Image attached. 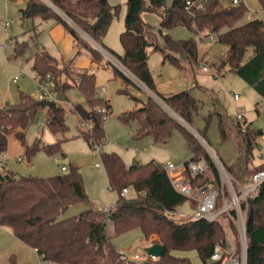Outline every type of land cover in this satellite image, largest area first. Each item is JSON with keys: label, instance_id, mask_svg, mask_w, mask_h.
<instances>
[{"label": "trees", "instance_id": "obj_1", "mask_svg": "<svg viewBox=\"0 0 264 264\" xmlns=\"http://www.w3.org/2000/svg\"><path fill=\"white\" fill-rule=\"evenodd\" d=\"M25 1L26 6L22 9L24 19L54 18L73 36L78 53L85 50L95 62L106 59L94 44L84 41L74 23L108 49L190 125H193L202 101L188 90L168 95L157 91L148 63L150 48L162 54L163 62H170L180 69H186V63L194 68L202 62L198 41L214 34L218 42L227 46V51L214 66L237 73L264 96V18L253 17L239 24L248 12L243 1L235 4L233 0L228 3L226 0H171L170 3L169 0H127L125 28L119 36L121 53L110 49L103 41L120 12V5H113L109 0H49L53 7L44 0ZM259 2L264 11V0ZM162 6H166V12L160 13L159 32L183 26L190 33L188 38L176 39L166 33L163 34L164 42H160L157 31L143 19L142 14L146 10L158 11ZM34 28L37 35V26ZM26 48L27 42L17 41L9 58L24 55ZM30 59L35 77L43 80L49 74L54 82L53 90L59 96L72 87L69 78L76 80L75 86L86 102L75 103L73 111L79 116V122L92 123V128L81 130V134L91 147L103 144L106 139L105 122L112 110L110 101L98 95L96 74L89 69L74 68L70 61L57 58L44 47L38 46ZM119 74L123 83L135 84L125 72L119 71ZM120 91L128 93L125 89ZM134 99L140 101L136 97ZM104 107L106 112L100 110ZM40 109H45L51 131L63 138L52 143L36 138L33 144L27 145L26 129ZM119 117L125 124L136 122L134 136L138 140L151 136L156 143H167L173 130L178 128L185 136L187 148L193 153L192 158L206 157L210 161L192 132L150 95L142 106L125 111ZM237 123L239 128L241 124ZM219 126L221 135L225 137L222 120ZM68 130L66 105L41 100L21 91L17 104L0 108V157L8 150L11 133L25 145L28 159L40 150L64 154L62 143ZM200 133L204 134L203 131ZM259 133L261 130L252 129L243 133L248 154L252 152L254 139ZM101 159L108 183L118 193L116 208L110 215L111 225L105 220L104 209L88 208L79 214L59 218L71 205L89 199L83 174L75 165L49 176L23 175L0 168V224L34 248L47 264H193L189 257L175 254V250H196L203 264H209L214 246L225 238L226 229L218 222L176 217L178 206L189 200L194 208L195 202L175 189L161 162L152 159L127 165L116 152H104ZM210 164L213 168L211 161ZM228 168L233 172L232 167ZM262 168L264 163L253 168L252 172ZM213 172L218 177L216 170ZM130 187L136 195L124 196L123 188ZM249 208L248 264H264V182L250 198ZM133 229H139L145 240L163 245L164 252L158 259L138 263L123 257V251L112 237ZM11 264H17L14 256Z\"/></svg>", "mask_w": 264, "mask_h": 264}, {"label": "rangeland", "instance_id": "obj_2", "mask_svg": "<svg viewBox=\"0 0 264 264\" xmlns=\"http://www.w3.org/2000/svg\"><path fill=\"white\" fill-rule=\"evenodd\" d=\"M242 1L247 6L248 12L239 24L253 17L264 18V11L259 0ZM109 2L113 5H120V12L113 19L103 41L110 49L121 53L122 44L119 36L125 28L127 0H109ZM228 2L229 0H226V3ZM25 6V0H0V19H6L10 23L6 29L0 23V108L17 104L21 91L35 98L39 97L41 87L31 69L32 60L30 57L40 44H44L59 59L63 56L74 58L78 54L76 49L68 48L64 42L54 41L46 25L47 20L24 19L22 9ZM142 17L155 28L161 43L164 42L163 34L166 33L176 39H185L190 36L189 31L183 26H176L172 30L164 29L160 33L158 30L160 11L146 10ZM35 25L37 26V35ZM80 33L84 41L92 44L91 38H88L83 32ZM17 41L27 42L26 51L22 56L9 58ZM198 44L202 62L194 68L186 63V69H180L170 62H163V56L159 51L149 49L148 63L157 91L168 95L188 90L194 97L202 101L198 113L194 116L192 127L196 131L204 132L201 134L223 162L232 167L233 172L239 175L241 181L248 184L252 179V169L264 163V158L258 156L256 147V143L261 142L264 136V96L260 95L237 73L227 68L220 70L214 66L219 57L227 51V46L218 42L216 35L203 37L198 41ZM86 57L87 55L82 53L78 55L77 60L82 61ZM204 66H207L209 70L205 71ZM92 68L96 72V88L99 96L110 99L112 110L105 122L106 139L103 144H100L99 151L95 146L91 147L81 134V130L90 129L79 122V116L73 111V108L75 103H85L86 100L78 88H73L69 93L71 101L59 96L53 90L55 102L62 103L67 107L69 130L62 143L65 155L50 154L45 150H40L28 159L25 154V145L21 144L14 133L10 134L8 150L4 153L6 163L3 169H11L23 175L49 176L61 173L63 164L68 169L72 164L79 166L89 199L71 205L60 215V219L79 214L88 208L104 209L109 205L116 204L118 193L110 187L101 159V154L104 152L120 154L127 165L134 161L146 163L152 159L162 164L172 162L175 165H181L193 156V153L187 148L184 134L178 128L173 130L172 138L167 143H156L151 136L136 139L134 136L136 122H132L131 125L125 124L119 115L142 106V102H146L149 95L155 96L154 93L129 70H125V73L134 80L135 84L122 83L119 70L104 60L101 66ZM21 69L25 73L20 75L17 83L13 82V77ZM48 80L49 78H46L45 83ZM68 81L70 85H76L75 79L69 78ZM104 85L106 90L103 88ZM121 89L127 90L128 93L121 92ZM134 97L142 102L135 100ZM237 111H241L246 120L247 128L245 130H242L241 126L239 128L237 126ZM220 120L223 121L225 137L221 135ZM183 124L188 125L185 122ZM250 129L261 130V133L254 139L252 152L248 154L243 133ZM36 138H41L44 143H52L63 138L60 134L53 133L49 128L45 109L39 110L36 118L30 122L26 129L25 142L27 145L33 144ZM207 175L214 177L212 168L207 172ZM128 190V196L136 195L132 187ZM192 211L190 201L187 200L177 207L175 215L180 219L190 217ZM230 231V227H227L226 232L229 236L232 235ZM234 232L236 233V231ZM111 234H113L112 230ZM112 240L122 251H128L130 254L139 253L142 257L147 254L146 248L150 246V241L143 238L139 229L113 236ZM174 253L189 257L193 264H203L196 250H175ZM12 256L15 257L17 264H47L34 248L16 238L5 226L0 224V264H11Z\"/></svg>", "mask_w": 264, "mask_h": 264}, {"label": "built area", "instance_id": "obj_3", "mask_svg": "<svg viewBox=\"0 0 264 264\" xmlns=\"http://www.w3.org/2000/svg\"><path fill=\"white\" fill-rule=\"evenodd\" d=\"M48 4L54 7L51 1L44 0ZM242 0H233V3H240ZM160 13L165 14L166 6L158 8ZM72 23L71 20L68 19ZM0 23L6 29L10 26V23L6 19H0ZM76 29L82 32L74 23H72ZM84 33V32H83ZM88 38L89 35L84 33ZM92 44H94L106 57L117 64L124 72L128 70L123 66L119 60L104 46L94 41L92 38ZM6 47V44H5ZM203 69L208 71L209 68L204 66ZM25 73L24 70H20L17 75L13 77V82L17 83L20 75ZM49 78L45 83V79ZM45 79L41 80L39 77H35L40 84V95L38 99L55 101L53 96L54 82L51 80L48 74ZM152 91V90H150ZM153 92V91H152ZM154 93V99L165 107L169 112L173 114L180 122L187 123L178 113L171 109L165 101ZM237 97V95H235ZM106 112V108L100 109ZM237 121L241 124L242 130H245L246 120L241 111H237ZM87 128H92L91 122H82ZM185 125L192 134L201 143L207 152L210 161L213 164V168L210 161L206 157L199 159L190 158L181 165H175L172 162L162 164L168 173L173 186L180 193L187 196L191 202H195L194 208H192V214L190 217L194 219H205L210 222H218L224 226L227 231V227H230L231 234L227 233L224 239L219 240L210 255L209 264H248V218L250 198L257 192L259 186L264 182V168L255 171L252 175V179L248 184H245L235 174H233L228 166L219 157L210 143L204 138V136L196 131L192 125ZM258 156L264 158V136L261 142L256 143ZM96 150H100V144L95 146ZM21 159V157H20ZM99 165V163H97ZM5 167V160L0 158V168ZM62 170L68 169L66 165L61 166ZM216 170L218 177L214 175H207L210 169ZM122 194L128 196V188H123ZM116 205H109L105 210V220L108 225H111L110 215L115 210ZM234 227V229H233ZM236 231V233L234 232ZM123 257L128 261L141 262L146 259H158L159 256L147 252L142 257L139 253L130 254L128 251H123Z\"/></svg>", "mask_w": 264, "mask_h": 264}, {"label": "crops", "instance_id": "obj_4", "mask_svg": "<svg viewBox=\"0 0 264 264\" xmlns=\"http://www.w3.org/2000/svg\"><path fill=\"white\" fill-rule=\"evenodd\" d=\"M46 23H47L46 25H47V27H48V29H49V33H50V35L53 37V39H54L55 42H57V43L64 42V43L68 46V48L73 47L74 49H76V51H78V45H77V43H75L73 36H72L71 34H69V33L66 31L65 26H64L61 22L57 21V20L54 19V18H51V19H47ZM39 47H44V48H46L47 50H49L44 44H40ZM82 53H85V54L87 55L86 59H84V60H82V61L77 60L78 55H81ZM57 58H58V57H57ZM61 58H64V60H66V61H70V62H71L70 64H71L72 66H74V68H77V69H89L90 71L94 72L95 74H96V72L93 70L92 67H99V66H101L103 60L106 61L107 64H112V65H114L115 68H117L119 71H123V70H122L117 64H115V63L112 62L111 60L103 59V60L100 61V62H95V61H93V60L91 59L90 55L87 54V53L85 52V50H83L82 52L78 53L77 56L74 57V58H66L65 56H63V57H61ZM123 72H124V71H123ZM126 74H127V73H126ZM34 75H35V74H34ZM122 83H123V81H122ZM73 88H78V87H77V86H72V87H70V88L65 92V94H63V96H61V97H64L65 99H68V100L71 101V99H70V97H69V93H70V91H71ZM103 88L106 90V86H105V85L103 86ZM97 92H98V91H97ZM64 95H65V96H64ZM98 95H100V94L98 93ZM108 100L110 101V99H108ZM139 102H142V101H139ZM74 103H75V102H74ZM138 108H139V107H138ZM122 113H123V112H122ZM122 113H121V114H122ZM129 125H131V124H129ZM135 127H136V124H135V126H134V129H135ZM63 155H65V153H64ZM0 158L5 160L4 155H2V157H0ZM5 163H6V161H5ZM63 165H64V164H63ZM72 165H73V164H72ZM61 166H62V165H61ZM78 167H79V166H78ZM62 172H63V170H62ZM128 193H129V190H128ZM104 209H105V208H104ZM6 228H7V227H6ZM7 230H8L9 232H11L9 228H7ZM11 233H12V232H11ZM151 244H152V242H150V245H151Z\"/></svg>", "mask_w": 264, "mask_h": 264}, {"label": "water", "instance_id": "obj_5", "mask_svg": "<svg viewBox=\"0 0 264 264\" xmlns=\"http://www.w3.org/2000/svg\"><path fill=\"white\" fill-rule=\"evenodd\" d=\"M147 252L151 254H155L157 256L162 255L164 252V247L161 243H152L150 246L146 248Z\"/></svg>", "mask_w": 264, "mask_h": 264}]
</instances>
